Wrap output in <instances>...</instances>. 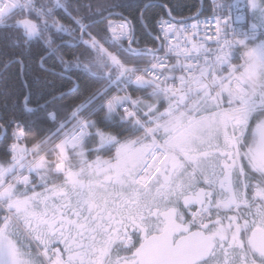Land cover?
<instances>
[{
    "label": "snow or ice",
    "instance_id": "6c2138e0",
    "mask_svg": "<svg viewBox=\"0 0 264 264\" xmlns=\"http://www.w3.org/2000/svg\"><path fill=\"white\" fill-rule=\"evenodd\" d=\"M0 264H264V0H0Z\"/></svg>",
    "mask_w": 264,
    "mask_h": 264
},
{
    "label": "trees",
    "instance_id": "16d2710c",
    "mask_svg": "<svg viewBox=\"0 0 264 264\" xmlns=\"http://www.w3.org/2000/svg\"><path fill=\"white\" fill-rule=\"evenodd\" d=\"M184 3H191L192 0H183Z\"/></svg>",
    "mask_w": 264,
    "mask_h": 264
}]
</instances>
